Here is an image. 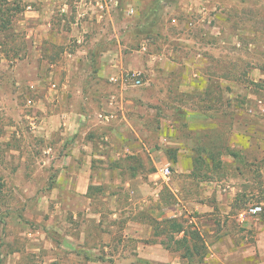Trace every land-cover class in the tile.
I'll use <instances>...</instances> for the list:
<instances>
[{
    "label": "rangeland",
    "instance_id": "1",
    "mask_svg": "<svg viewBox=\"0 0 264 264\" xmlns=\"http://www.w3.org/2000/svg\"><path fill=\"white\" fill-rule=\"evenodd\" d=\"M12 1L0 0V24L9 19ZM173 1L164 0L162 6L157 0H145L137 9L117 0L118 23L122 30L130 28L127 44L121 49L131 53L134 63L144 64L141 85L131 86L127 92L134 101L146 104V117L129 122L149 150L103 163L120 168L124 179L142 173L152 186L147 193L152 203L147 226L141 231L145 237H125L124 221L119 220L111 227L113 236L108 247H101V253L92 256L85 251L84 264H89L87 260L95 264H180L182 257H189L195 264L200 259L201 243H212L221 229L234 227L243 232L254 228L252 223L247 227L237 219L238 211L252 204L261 206L255 217L256 228L264 229V112L259 108L264 105V0H205L204 14L196 13L197 5L192 14L187 13L183 3ZM19 4L16 0V17L26 6ZM130 8L132 13L128 12ZM172 16L179 17L178 25L171 23ZM186 20H192V26L186 25ZM11 49L0 41V264H61L60 254L45 261V257H51L52 248L36 250L32 237L45 229L46 208L53 207L46 200L38 202L35 196L48 192L49 182L56 179L53 164L59 153L49 148L51 143L36 137L29 122L39 111L28 105L26 98L31 97L34 103L36 96L27 87L16 85V60L5 54ZM158 55L170 58L172 69L160 67ZM147 59L151 60L149 66ZM177 65L192 66L196 75L187 82L191 89L185 91L188 76L174 67ZM161 70H167V74L162 75ZM177 104H185L193 120L201 115L212 120V125L187 129L185 120H181L184 111L172 108ZM171 114L180 117L175 122L165 120L176 128L172 136L179 138L180 145L193 149V154L186 152L178 157L168 143L165 151H160L163 120L159 118ZM93 128L96 131L99 126ZM167 160L172 163L170 177L166 181L159 178L155 184L147 174ZM18 167H23V172L32 167L38 171L23 174ZM28 180L42 187L29 195L28 190H16V182ZM222 180L233 188L220 190L222 204L218 205L217 192H212L207 183ZM196 203L206 209L199 210ZM135 215L141 218L140 213ZM104 225L108 229L107 221ZM52 239L59 242L60 237L55 234ZM241 239L246 241L243 236ZM158 241L172 250L154 251L149 258L151 252L142 251L141 244ZM256 246L258 261L264 262V237Z\"/></svg>",
    "mask_w": 264,
    "mask_h": 264
},
{
    "label": "crops",
    "instance_id": "2",
    "mask_svg": "<svg viewBox=\"0 0 264 264\" xmlns=\"http://www.w3.org/2000/svg\"><path fill=\"white\" fill-rule=\"evenodd\" d=\"M18 1L20 7L26 6L16 17V0L12 1L9 19L0 24V41L12 47L5 54L16 60L13 69L16 85L27 87L36 96L32 105L39 112L29 121L36 137L51 143L49 148L59 153L53 164L56 167L54 173H58L56 179L49 182L48 192L35 196L38 202L46 200L53 207L46 208L45 229L32 234L34 248L38 251L52 248L51 257H45V261L57 259L54 255L60 254L61 264H84L85 251L92 256V253H101V247H108L113 236L111 227L119 220L124 221L125 237L146 236L141 231L147 226L145 221L152 203L147 199V193L152 186L144 180L142 173L124 179L120 168L103 163L109 158L149 150L129 122L145 120L146 104L131 99L127 92L131 85L122 82L125 72L141 73L144 64L141 61L134 63L131 53L121 49L127 44L130 28L122 30L118 23L117 0ZM125 1L129 7L133 5L140 9L145 0ZM157 2L163 6L164 0ZM156 60L160 67L172 69L170 58L158 55ZM148 62L151 60H146L147 66L150 65ZM174 67L183 69L188 76L183 85L185 91L191 89L187 82L196 75L192 66ZM161 71L162 75L167 74V70ZM172 108L184 111L181 120H185L183 125L189 130L205 128L207 123L212 125V120L201 115L199 120H193L185 104ZM179 118L172 114L159 118L163 121L158 142L161 152L165 151L167 143L173 145L178 157L195 152L187 145H180L179 138L171 134L175 128L171 121ZM94 125L99 126L96 130L99 132L94 130ZM23 169L18 167L17 170L30 175L38 171L33 167L24 172ZM158 169L147 174L155 184L161 178ZM185 171H189L188 168ZM207 184L212 192H217L218 205L222 204L220 190L233 188L224 180ZM39 187L42 185L33 180L16 182V190H28V195ZM195 205L201 211L206 209L202 208V203ZM137 212L140 219L134 217ZM162 217H166V213ZM251 219L242 222L247 223V227L252 223L254 228L250 226L251 230L241 232L235 231L234 227L223 228L212 243L205 241L207 254L202 262L195 264H212V261L216 264H264L256 255V245L264 237V229L256 228L257 218ZM106 221L108 229L104 228ZM95 228L97 233H93ZM55 234L59 235V242L53 241ZM242 236L246 241H242ZM141 249L151 252L149 258L153 257L154 251L172 250L160 241L152 245L142 243ZM181 259L180 264H191L188 258Z\"/></svg>",
    "mask_w": 264,
    "mask_h": 264
},
{
    "label": "built area",
    "instance_id": "3",
    "mask_svg": "<svg viewBox=\"0 0 264 264\" xmlns=\"http://www.w3.org/2000/svg\"><path fill=\"white\" fill-rule=\"evenodd\" d=\"M178 3H183L184 5V11L187 13H193L192 11L194 10V5H197V7H195L196 13H206V1L205 0H177ZM196 1H198V3L196 4ZM129 13L133 12V9L130 8L128 9ZM171 23L173 25H178L180 19L178 16H172L170 19ZM192 20H186V25L188 26H192ZM141 48L143 50L146 49L145 44H142ZM122 82L127 84V85H131V86H139L141 85V77H140V73L139 72H125L122 76ZM26 103L28 105H32L33 104V99L31 97L26 98ZM259 108L262 112H264V105L260 104ZM171 167H172V163L171 161L167 160L164 161L162 163V165L159 167L158 169V173L160 175V177L162 179H164L165 181L167 179H169L170 174H171ZM261 211V206L258 204H252V205H248L246 206L244 209L238 211L237 213V217L239 219V221L243 222L246 219L252 217H256L259 212Z\"/></svg>",
    "mask_w": 264,
    "mask_h": 264
},
{
    "label": "trees",
    "instance_id": "4",
    "mask_svg": "<svg viewBox=\"0 0 264 264\" xmlns=\"http://www.w3.org/2000/svg\"><path fill=\"white\" fill-rule=\"evenodd\" d=\"M182 238V237H181ZM200 248H201V252H199L200 254H199V258L200 259H198V262H202V260H203V258L206 256V254H207V248H206V245L205 244H203V243H201V245L199 246ZM194 249H195V251L197 250V247H194ZM198 254V253H197ZM188 259H189V257H188ZM190 260V259H189Z\"/></svg>",
    "mask_w": 264,
    "mask_h": 264
}]
</instances>
